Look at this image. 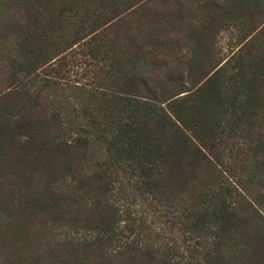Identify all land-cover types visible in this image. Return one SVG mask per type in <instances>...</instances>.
<instances>
[{"label":"trees","instance_id":"1","mask_svg":"<svg viewBox=\"0 0 264 264\" xmlns=\"http://www.w3.org/2000/svg\"><path fill=\"white\" fill-rule=\"evenodd\" d=\"M23 3L12 68L32 109L0 104V147L51 167L57 236L10 264H264V0ZM71 53L91 80L44 74ZM13 222L38 231L0 204V254Z\"/></svg>","mask_w":264,"mask_h":264},{"label":"rangeland","instance_id":"2","mask_svg":"<svg viewBox=\"0 0 264 264\" xmlns=\"http://www.w3.org/2000/svg\"><path fill=\"white\" fill-rule=\"evenodd\" d=\"M23 1L25 0H10L11 3H16V6L14 5L12 9L4 7L0 1V104L8 113L24 115V112L27 113L32 108L29 107L30 103H28L27 96L29 94L22 90L19 84L20 79L12 68L14 55L11 52L15 41L20 39L19 33H22L23 25L26 21L23 15ZM29 1L31 4H35L38 0ZM17 3L20 6H17ZM119 28L120 26L116 28V33L120 32ZM87 63L89 64L90 62L86 57L71 53L56 68H46L44 74L53 77L55 82L59 84H68L70 81L71 83H86L93 76L91 74L92 68ZM91 63L95 64V62ZM19 124L24 127L23 122ZM12 150L7 145L0 147V162L2 165L0 166V204H4L7 212L12 217H17L21 225L27 222L33 223L38 231H35V233L24 231L23 226L15 230L13 222L7 236V243L12 249L6 248L0 254V264H10L14 252L17 250L18 242H23L22 245H24L29 241H31L30 243L37 241L38 248L45 250L52 237L57 236L55 230L46 231L42 228L44 225H52L54 219L53 209L56 205V198L53 190L49 187L54 180L51 177L53 175L51 167L47 164L50 168L48 174L45 172V168H39L37 175L32 177L30 172H23L22 168L19 170L14 167L16 162L13 158ZM95 173V170L85 168L80 176L89 178ZM57 190L66 192L70 188L65 184H58ZM82 213L84 217L88 215L87 217L93 218L94 216L92 215L94 214L93 211L83 210Z\"/></svg>","mask_w":264,"mask_h":264}]
</instances>
